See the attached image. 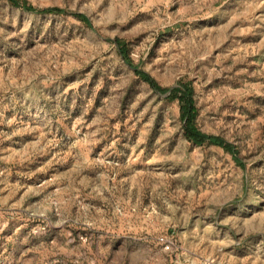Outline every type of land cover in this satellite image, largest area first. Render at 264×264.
<instances>
[{"label": "rangeland", "instance_id": "1", "mask_svg": "<svg viewBox=\"0 0 264 264\" xmlns=\"http://www.w3.org/2000/svg\"><path fill=\"white\" fill-rule=\"evenodd\" d=\"M26 1L61 11L0 0V264H264V0Z\"/></svg>", "mask_w": 264, "mask_h": 264}, {"label": "trees", "instance_id": "2", "mask_svg": "<svg viewBox=\"0 0 264 264\" xmlns=\"http://www.w3.org/2000/svg\"><path fill=\"white\" fill-rule=\"evenodd\" d=\"M14 6L28 10L40 12L61 11L58 8H37L26 0H9ZM76 17L90 25V21L85 14L77 13ZM119 51L126 62L132 66L135 73L152 89L164 95L168 102L177 101L179 106V118L182 122L183 134L191 142L199 146L218 145L229 152L234 160L243 165L240 147L220 136L212 135L202 131L196 123L199 115V107L195 98V85L191 79L181 78L174 86H163L159 81L147 71L134 65L126 42L116 39Z\"/></svg>", "mask_w": 264, "mask_h": 264}]
</instances>
